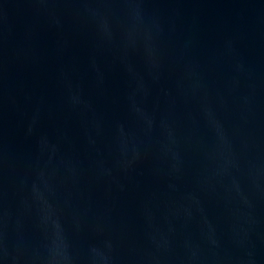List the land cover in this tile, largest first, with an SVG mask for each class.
I'll return each mask as SVG.
<instances>
[{
  "label": "water",
  "instance_id": "water-1",
  "mask_svg": "<svg viewBox=\"0 0 264 264\" xmlns=\"http://www.w3.org/2000/svg\"><path fill=\"white\" fill-rule=\"evenodd\" d=\"M0 264H264V0H0Z\"/></svg>",
  "mask_w": 264,
  "mask_h": 264
}]
</instances>
